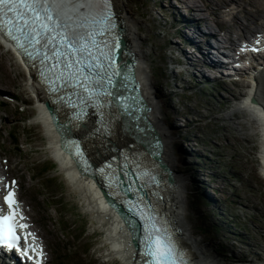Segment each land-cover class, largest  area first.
Masks as SVG:
<instances>
[{
  "label": "rangeland",
  "instance_id": "1",
  "mask_svg": "<svg viewBox=\"0 0 264 264\" xmlns=\"http://www.w3.org/2000/svg\"><path fill=\"white\" fill-rule=\"evenodd\" d=\"M126 1L131 16L136 19L138 27L136 32L143 41L140 47L146 53L148 60V71L155 86V100H159L162 104L163 117L170 133L172 132L173 137L177 140L174 145L172 143V147L175 146L173 150L179 160L178 169L175 172L177 176L183 174L187 178L186 217L191 226L193 237L204 244L205 252L212 256H214V246L221 243L222 240L231 244L235 238H242L245 241L246 246L241 249L226 244V255L225 250L220 248L219 252L222 256L215 257V264H241L237 260V257H241L239 255L241 251L248 258L258 259L264 257V193L261 194L258 208L255 209L251 205L252 200H255L256 197L247 200L242 193H239V197H235V192L228 188L227 183L229 180H226L227 177L231 178V175L236 171L239 172V170L245 168L252 171L254 155L251 153V147L257 144L258 137L251 134L246 126L242 127L243 131L241 128L240 131L233 129V122L227 119L232 108H227L224 105L218 108L215 103V101L227 97V94H224L222 98L219 97L216 90L212 91L214 93L212 95L209 93L210 90H203L199 86L183 82H179V84L185 86L184 91L175 87L176 79L174 78V71H172V67L175 66L170 65V60L173 57H178V53L175 52L178 45H173L170 41V34L175 31L170 26L176 24V18L170 9L172 2L170 0ZM192 1L189 0V3L192 4ZM206 1L207 7L212 4L210 9L215 16L217 13L220 14L223 6L233 3L235 6L231 13V21L234 28L236 26L241 27L242 23H255L261 16L260 10L255 9L252 11L247 7V5L253 6L252 0ZM217 1H220L221 5ZM254 1L257 5L264 7V0ZM196 6L200 10L191 11L202 15L201 18L203 19L195 18L198 23L196 25L199 27L201 21L207 22L210 21V18L203 16L206 9L202 5ZM240 15L244 16L246 23L241 20ZM262 16H264V13ZM219 19L213 18L216 22H222L226 27V31L229 30L230 23ZM250 27L252 29L256 28L254 24ZM243 32H247V29L243 28ZM228 33L230 34L229 31ZM199 38L201 39V36ZM176 68L180 69V67ZM0 87L4 89V92L8 91L7 94H17L20 100H25L20 109H16L11 104L7 105V109L12 116L3 120L6 124L3 125L2 129L8 135V129H12V125L16 124L18 126L15 131L18 133L17 139L20 138L22 152L16 155L10 144H8L7 149L13 158V172L18 173V176L22 179L21 195L31 205L33 219L41 227L52 249L51 264H125L113 252L106 261L98 256L102 253L111 252L108 246L105 248L99 247L104 244L105 232L101 229L100 222L97 220L98 224L94 220L95 217L93 218V215L89 212V208L82 200L78 186L52 158L49 138L44 128L41 125L23 126L17 122L16 119H19V117H25L33 112L26 105L34 94L32 83L28 80L20 59L4 48L1 43ZM11 103L15 104L14 102ZM212 112L213 114H211ZM185 113H188L189 116H186ZM195 118L198 119L197 122L192 121ZM240 134L243 137V142L235 141L241 137ZM187 137L192 140L190 143L184 142V138ZM194 140L197 141V145L194 144ZM192 146H194L193 149ZM195 154L201 155V160H196L194 158ZM199 169L204 170L209 175L211 173L215 174L214 178L210 176L207 180L210 188L216 186L215 179L223 183V192L220 186L219 190H215V195L220 198L221 202L226 204V215L228 217H232L230 215H234L235 210L241 208L238 203H244L252 209L241 208L243 214L249 216H241L236 221L237 226H241L242 231L247 232L246 234L236 237L235 233H230L228 226L221 221L225 220L224 217L218 220L216 214L211 212V210L217 209L216 213L218 215V208L220 207L218 204L220 202L214 203L212 201L208 191L199 181V177L194 175V172ZM217 171H219V174H216ZM250 175H253V186L260 188L261 180L258 176L254 172ZM47 178H49L48 181ZM196 193L204 203L203 209L210 215L206 216L207 221H203L201 216L196 213ZM53 195H57V197ZM233 200L237 204L232 205L230 201ZM244 218H246L245 223H243ZM227 223H231V221L228 220ZM242 227H245V229Z\"/></svg>",
  "mask_w": 264,
  "mask_h": 264
},
{
  "label": "snow or ice",
  "instance_id": "2",
  "mask_svg": "<svg viewBox=\"0 0 264 264\" xmlns=\"http://www.w3.org/2000/svg\"><path fill=\"white\" fill-rule=\"evenodd\" d=\"M111 4L112 0H0V35L15 43L30 60L38 62L41 74H50L60 89L71 90V94L64 93V100L73 112L76 109L71 103L73 98L79 102V94H83L87 97L85 102L92 103L95 94V98L101 101L100 112L96 113L98 118L103 116L104 105L110 100L127 113L131 108L119 92L120 88L126 90V87L121 83L123 76L115 60L120 45L108 41L111 28L115 27ZM105 21L110 27L101 28ZM50 91L56 92L57 89ZM72 147L78 149L79 145L73 143ZM72 154L80 155L79 152ZM133 175L134 180H129L123 174L124 181H127L125 191H132L130 185L139 181L140 178ZM115 187H120L119 181ZM4 202L10 211L7 215L0 214V247L22 250L25 257L31 258L22 241L32 234L22 236L18 233V228H27L28 225L16 224L15 193L10 190ZM139 204L143 205L138 215L142 221L145 264H183L175 241L159 224L150 202L144 204L141 199ZM31 250L34 252L35 248Z\"/></svg>",
  "mask_w": 264,
  "mask_h": 264
},
{
  "label": "bare ground",
  "instance_id": "3",
  "mask_svg": "<svg viewBox=\"0 0 264 264\" xmlns=\"http://www.w3.org/2000/svg\"><path fill=\"white\" fill-rule=\"evenodd\" d=\"M125 1L126 0H114V6L116 9L115 11L117 12V17L121 20L124 26L125 32L123 36L127 42L129 50L131 54L135 57V60H136L135 71L139 72V75L143 78V81H144V88H145V92L147 95V99H149L150 106L152 108L151 111L149 112V119L151 120L152 124L156 126L157 131L160 133V138L164 145V155L162 157L163 161L166 163V165H168L172 175H174L173 172H175V170L178 169L179 160L173 150V147L175 148V146L172 147V143L174 145L177 142V140H175V138L173 137L172 132L170 133L166 120L163 117L162 104L159 102V100H155V90H154L155 86L153 84L154 83L153 80L151 79V75L148 71V62H147L148 60L146 58V53H144V51L140 47L143 41L139 37L138 32H136V30L138 29L136 19H134L131 16L130 11L127 7V3H126L127 1L126 2ZM181 1L182 3L186 4V7L189 10H194V11L200 10L195 4L192 5L193 1H192V4L189 3V0H181ZM212 17L213 18L215 17L217 20L218 18H220L219 20H221V15L220 14L218 15V13L216 16L213 15ZM213 18H210V21L215 23L216 21H214ZM222 21L228 22L227 20H222ZM186 23L188 24V26L193 27L194 31L199 36H201L204 39L206 38L207 34L202 32L201 29L197 27L196 24L198 23L195 18L186 19ZM241 25L246 26L248 24L242 23ZM238 27L240 26H236V28ZM210 35L217 37L216 33L214 32L210 33ZM222 42L230 45L231 38L228 35H226ZM202 56H203V60L207 58L205 54H203ZM198 64L201 65L202 61L199 60ZM257 75H258L257 95L260 97L261 101L264 102V65L262 66L261 70L257 72ZM32 88H33L32 91H34L36 96L40 98V103H43L44 101L43 97L45 96H44V93L39 89L38 83H33ZM42 121L44 123L43 119ZM94 128H95L94 123L89 122V123L83 124L80 128L72 127L71 134L78 136L85 144L88 142L90 138V134ZM47 130L52 135V140L58 144V138L56 136L57 132L53 124L50 121H47ZM48 138H49V143L51 144V139L49 135H48ZM124 138H125V141L127 142L128 139L125 135H124ZM261 140L262 141H261V148L259 151V156L260 157L262 156V158H264V138ZM114 143H115L114 145L109 146V147L102 145L98 150H93L90 146V149L88 150V157H89L90 165L93 163H99L101 160L100 158H102V156L105 155L106 153H109L110 149H116L118 146H123L125 142L123 140H117ZM51 152H52L53 157L67 171V174H69V176L72 178L74 184L78 186L81 192L82 198H83L82 200H84L86 206L89 208L90 210L89 212H91V214L93 215V218L95 217L94 220L98 224L100 222V224L102 225V228L105 230L106 232L105 237L111 241L112 245L119 247V249L115 251L114 254L121 256L124 259L126 264H133L132 263L133 261L132 249L133 248L131 246V251H130L126 247L127 239H130V235H128L129 232L124 227V224L120 222L119 220H117L118 217L116 213L107 212V211L102 210L103 203L101 200H99V202L97 201V199L91 192L93 188L89 184V182H87V180L85 179L83 182L76 179V177L72 174V170L68 168L67 163L53 151L52 147H51ZM133 158L137 166L139 165L140 162H145V161L154 162L155 161L151 157L133 156ZM75 169L77 168L75 167ZM86 171L91 172L92 167L87 166ZM155 172H156L155 180L157 183L164 184V183L172 182L171 177L167 175V173H165V169L162 165L157 164L155 166ZM174 176H175V179L173 177L172 178L175 182V185H173L172 187L171 194H168L170 195V198L166 200V203H165V208L168 207V211L170 212V213L166 212V214L170 217L167 220H173L179 224V227H180L179 234L181 236V239L185 240L186 243L185 242L184 243L186 244V246L190 248L191 257L193 258V262L195 264H215L216 263L215 256H212L211 254L206 253L204 244H202L200 241H198L196 238L193 237L191 226L186 217L187 178L183 174H180L178 176L174 175ZM94 192L96 191L94 190ZM144 194L149 198H153L150 190H145ZM126 232H127V237H126Z\"/></svg>",
  "mask_w": 264,
  "mask_h": 264
},
{
  "label": "water",
  "instance_id": "4",
  "mask_svg": "<svg viewBox=\"0 0 264 264\" xmlns=\"http://www.w3.org/2000/svg\"><path fill=\"white\" fill-rule=\"evenodd\" d=\"M135 65L136 60L132 55V62L122 71L123 79L121 81L124 83L126 90L125 88H121V90L119 89L120 94H122L124 98V102L130 105L131 110L125 113L121 110L120 105L114 101L117 111L121 115L119 128L124 131L128 137L133 138L134 141L138 143H141L142 147L149 151L151 155L156 157L165 168L167 165L162 158L164 155V145L161 138L157 141V138L155 137L156 131L151 132L153 124L149 119V112L152 108L150 106L149 99H147L143 78L139 75L138 71H135ZM46 112L48 113L50 122L53 124L57 132L56 136L58 138V144L61 149H63L62 145L68 142V137H71V132L68 131L69 128L63 122H60L57 119L52 107H46ZM126 126L129 128H126ZM144 138L147 141H143ZM175 175H177L176 172ZM173 178L175 179V177ZM173 178L171 177V191L173 185H175ZM169 198L170 196L165 198L164 202H166ZM107 205L109 208L114 209L127 227L132 225L130 220L133 219H130V213L125 208L120 205L116 206L114 202L110 203L108 200ZM188 264H195L193 262V258L188 262Z\"/></svg>",
  "mask_w": 264,
  "mask_h": 264
},
{
  "label": "trees",
  "instance_id": "5",
  "mask_svg": "<svg viewBox=\"0 0 264 264\" xmlns=\"http://www.w3.org/2000/svg\"><path fill=\"white\" fill-rule=\"evenodd\" d=\"M197 199L195 200V204L197 205V206H199V201H200V198L199 197H196ZM196 213H197V215H202V212L199 210V207H197V210H196ZM214 248H215V250H219V247L216 245V246H214ZM220 253V252H219Z\"/></svg>",
  "mask_w": 264,
  "mask_h": 264
}]
</instances>
